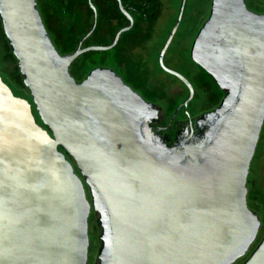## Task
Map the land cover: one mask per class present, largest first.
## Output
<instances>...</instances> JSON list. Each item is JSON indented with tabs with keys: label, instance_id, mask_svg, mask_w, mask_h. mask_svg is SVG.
Wrapping results in <instances>:
<instances>
[{
	"label": "water",
	"instance_id": "obj_1",
	"mask_svg": "<svg viewBox=\"0 0 264 264\" xmlns=\"http://www.w3.org/2000/svg\"><path fill=\"white\" fill-rule=\"evenodd\" d=\"M89 3L88 34L97 19ZM0 20L46 126L0 76V264H87L92 210L98 264H233L247 254L261 227L247 180L264 124L263 13L245 0H212L193 56L228 94L202 117L200 136L191 127L172 147L148 140L137 95L121 79L105 69L71 76L82 50L58 52L36 0H0ZM231 51L236 58L219 64ZM175 74L187 104L193 87ZM242 264H264V235Z\"/></svg>",
	"mask_w": 264,
	"mask_h": 264
},
{
	"label": "flooded vegetation",
	"instance_id": "obj_2",
	"mask_svg": "<svg viewBox=\"0 0 264 264\" xmlns=\"http://www.w3.org/2000/svg\"><path fill=\"white\" fill-rule=\"evenodd\" d=\"M120 1L126 14L120 9L118 0H91L96 8L97 18L100 15L103 23L90 34L88 33L95 22V13L89 0H36V7L48 35L61 55L72 54L78 48L82 50L69 64V73L77 82L86 79L95 69H105L121 79L137 95L131 99L137 108L143 110V128L151 143L158 147H172L190 134L191 127L194 134L200 136L202 117L218 108L228 94V89L221 87L194 59L193 46L200 30L193 38L187 58V62H191L194 67L190 71L184 70L182 61L170 51L173 38L165 47L177 16L166 30L161 29L160 32L159 27L162 18L165 19L171 12V0ZM81 7H87L89 14L86 10L83 16H79ZM88 15L91 16L90 23ZM50 16H57L59 20L61 40L58 37L56 39L50 28ZM65 20L68 22L62 24ZM86 25L88 27L84 29ZM224 42L225 37L223 44ZM93 46L107 48L88 49ZM236 55L233 51L228 54L229 58L223 54L219 64L232 61ZM150 63L154 65V71ZM145 65L146 71L142 69ZM175 72L186 77L193 87V96L187 104L185 101L190 96V90ZM187 75L192 76L193 80ZM142 79L148 82L142 84ZM178 82L187 91L186 97L181 101L178 100ZM198 97L204 100L202 104L198 107L191 106ZM32 112L34 113L33 109ZM38 117L36 116V120H41L39 115Z\"/></svg>",
	"mask_w": 264,
	"mask_h": 264
},
{
	"label": "rangeland",
	"instance_id": "obj_3",
	"mask_svg": "<svg viewBox=\"0 0 264 264\" xmlns=\"http://www.w3.org/2000/svg\"><path fill=\"white\" fill-rule=\"evenodd\" d=\"M248 8L257 13H264V0H245ZM171 12L168 16L162 18L159 23L160 32L162 30H166V28L170 25L172 21L175 20L177 16V12L179 9L180 0H171ZM177 4V8H176ZM212 0H187L185 4V9L183 13L182 20L180 25L173 37V40L170 45V51L175 53L179 60L182 61V68L184 70L192 69L194 66L187 58H189V50L192 44L193 38L199 32L200 28L202 27L203 23L208 19L210 9H211ZM86 10H89L87 7L80 8L78 15L83 16L86 13ZM88 21L90 23L91 16L88 15ZM169 21V23H167ZM68 20H65L62 24L67 23ZM102 20L100 15L97 18V26L100 27L102 24ZM49 24L50 28H52V32L60 39V32L58 30L59 20L57 16H50L49 17ZM172 25V24H171ZM88 25L84 27L87 28ZM61 40V39H60ZM151 69L154 71V65L150 63ZM147 66L145 65L142 68L146 71ZM190 71V70H189ZM0 76L4 80L7 85L10 86L13 93L16 96H19L22 99H26L31 108L34 111L35 118L38 114L35 108V104L33 103L32 96L27 89L26 85L24 84L23 75L20 72L18 60L15 57L10 43L5 35L3 30V26L0 20ZM189 76V75H187ZM192 80V76H189ZM190 80V79H189ZM191 81V80H190ZM142 84H145L148 81L145 79L140 80ZM139 82V83H140ZM200 83V82H199ZM202 84H204L202 82ZM147 85V84H146ZM178 90H179V101L183 100L186 95L187 91L182 83L178 82ZM204 100L202 97H198L194 100L192 105L199 106L202 104ZM39 120V119H38ZM37 121V120H36ZM41 128L46 129V126L43 124L41 120L37 121ZM247 200L249 207L253 212H255L259 219L261 220V227L257 236V239L249 248L247 254L241 258H239L233 264H242V262L249 256V254L253 251L256 245L259 243L261 238L264 235V124L261 130L260 138L256 147L255 154L252 158L249 175L247 180ZM90 198V196H89ZM101 225L99 222V215L96 211L92 210L90 217H89V257L87 264H98V254L101 247Z\"/></svg>",
	"mask_w": 264,
	"mask_h": 264
},
{
	"label": "trees",
	"instance_id": "obj_4",
	"mask_svg": "<svg viewBox=\"0 0 264 264\" xmlns=\"http://www.w3.org/2000/svg\"><path fill=\"white\" fill-rule=\"evenodd\" d=\"M27 87V86H26ZM28 89V88H27Z\"/></svg>",
	"mask_w": 264,
	"mask_h": 264
}]
</instances>
